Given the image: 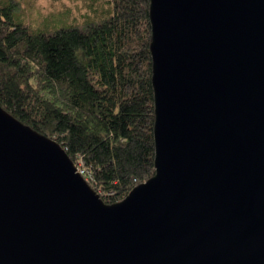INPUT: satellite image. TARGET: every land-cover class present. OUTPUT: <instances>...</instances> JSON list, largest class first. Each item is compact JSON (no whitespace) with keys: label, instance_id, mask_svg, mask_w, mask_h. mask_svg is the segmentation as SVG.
I'll return each mask as SVG.
<instances>
[{"label":"water","instance_id":"1","mask_svg":"<svg viewBox=\"0 0 264 264\" xmlns=\"http://www.w3.org/2000/svg\"><path fill=\"white\" fill-rule=\"evenodd\" d=\"M156 174L108 204L0 104V264H264V0H151Z\"/></svg>","mask_w":264,"mask_h":264},{"label":"trees","instance_id":"2","mask_svg":"<svg viewBox=\"0 0 264 264\" xmlns=\"http://www.w3.org/2000/svg\"><path fill=\"white\" fill-rule=\"evenodd\" d=\"M87 28L37 33L0 7V104L56 139L108 204L156 174L151 0H110Z\"/></svg>","mask_w":264,"mask_h":264},{"label":"rangeland","instance_id":"3","mask_svg":"<svg viewBox=\"0 0 264 264\" xmlns=\"http://www.w3.org/2000/svg\"><path fill=\"white\" fill-rule=\"evenodd\" d=\"M11 6L16 23H25L37 33H54L59 28H87L92 21L111 14L110 0H0Z\"/></svg>","mask_w":264,"mask_h":264},{"label":"built area","instance_id":"4","mask_svg":"<svg viewBox=\"0 0 264 264\" xmlns=\"http://www.w3.org/2000/svg\"><path fill=\"white\" fill-rule=\"evenodd\" d=\"M77 170L88 182L94 180L93 172L84 164L83 161L78 164Z\"/></svg>","mask_w":264,"mask_h":264}]
</instances>
